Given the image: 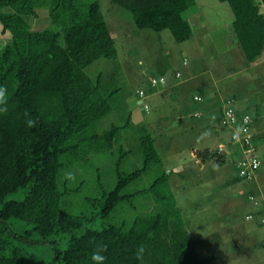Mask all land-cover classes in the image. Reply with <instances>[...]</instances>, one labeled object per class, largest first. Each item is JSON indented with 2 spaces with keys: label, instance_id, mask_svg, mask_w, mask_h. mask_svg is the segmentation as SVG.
<instances>
[{
  "label": "trees",
  "instance_id": "trees-1",
  "mask_svg": "<svg viewBox=\"0 0 264 264\" xmlns=\"http://www.w3.org/2000/svg\"><path fill=\"white\" fill-rule=\"evenodd\" d=\"M113 1L131 13L138 29L156 32L168 29L178 43L194 38L193 26L184 14L196 0ZM217 1L227 3L233 13L232 30L248 65L263 61V66L264 0ZM44 7L58 31L31 28L28 17H36L37 9ZM0 26L2 37L8 40L0 50V88L4 90L0 97V264H33L28 261L26 251L14 242L24 239L30 243L28 238L32 235L38 236L32 243L52 249L51 264H93L91 255L98 246H106L105 264L214 263L216 254L203 256L186 225L173 192L176 178L182 177L164 168L165 160L156 145L157 132L152 133L151 127L161 130L160 137L172 131L163 126V116L156 121L149 118L151 105L146 93L138 92L144 109L137 116L138 121L129 111L122 125L114 124L104 133L96 129L99 122L116 111L115 100L113 95L104 93L101 76L93 78L86 69L101 58L115 59L118 55L114 35L99 1L0 0ZM203 46L216 48L212 42ZM175 77H181L180 73ZM150 82L152 89H168L171 79L161 76L151 78ZM196 97L195 101H202ZM227 100L233 104L235 98ZM232 108L239 125L242 124L248 113L235 105ZM222 113L223 107L221 117ZM132 127L140 129L143 165L127 173L121 166L134 153L125 136ZM252 146V154L259 157L254 145H245L243 149ZM115 152L119 155L116 186L109 192L104 191L101 198L90 199V204L99 207V212L88 215L63 211L62 199L69 190L65 187L66 179L64 187L60 185V177L66 167L83 162L93 154ZM198 157L205 162L215 160L213 163L219 172L228 160L224 153L208 150ZM154 166H159L162 172L149 188L125 193ZM261 168L250 177L238 173L232 182L239 181L253 188L239 199L248 205L244 206L245 210L249 208L244 218L254 225L249 230H257L258 237L263 233L264 252V187L257 180ZM15 194H21L22 199H10ZM145 194L153 196L157 204L155 212L138 216L130 224L91 228L98 217L106 218L121 203L132 202ZM15 221L18 226L23 223L32 228L24 230L23 235L16 233L11 227ZM64 238L68 240L67 247L61 249Z\"/></svg>",
  "mask_w": 264,
  "mask_h": 264
},
{
  "label": "rangeland",
  "instance_id": "rangeland-1",
  "mask_svg": "<svg viewBox=\"0 0 264 264\" xmlns=\"http://www.w3.org/2000/svg\"><path fill=\"white\" fill-rule=\"evenodd\" d=\"M97 1L114 35L118 52L115 59L101 58L86 69L93 78L101 76L104 93L113 95L115 100L116 111L97 124V131L104 133L114 124L122 125L129 111L133 112L135 120L138 121L137 116L139 115V118L143 113L139 110L143 100L138 94L140 90L146 93V100L151 105L149 118L156 121L159 116H168L169 120H176L178 107L202 109L203 105H207L209 95L217 93V87L226 85L225 88L228 86L230 92H225L223 88L224 93L223 91L222 93L225 96H222L224 99L220 107H225L229 101L227 99L234 97L236 103L233 102L232 105H235V108L238 105L241 107V112L248 113L251 119V131L256 129L260 131L259 140L254 139L253 145L261 151L258 158L263 168L264 163L261 158L264 156V115L262 114L261 118L257 117L253 100L258 97L264 104V72L262 71L264 65L259 67L262 70L250 65L246 67L248 63L241 46L237 45L238 41L232 30L233 13L229 5L219 3L217 0H196L195 5L187 9L184 14L193 26L194 38L185 43H178L168 29L156 32L136 28L131 13L115 5L113 0ZM37 14L36 17L27 19L32 29L59 30L52 23L47 8L37 9ZM208 40L216 48H205L203 43ZM6 42L8 40L5 36L2 37L0 26V50ZM184 59L187 60V65H184ZM177 73H180L181 81L176 88L152 89L151 78L161 76L175 78ZM256 74H259L261 81L256 80L258 78ZM195 95H200L202 101H195ZM172 96H175V99L172 100ZM212 99L215 103L214 97ZM216 105L218 103L215 104L217 109ZM201 117L203 122H208L209 116L205 112ZM215 121H217L216 117ZM206 127L207 125L195 132L185 131L182 128L173 131L171 129L173 135L165 132L161 137V130L151 127L152 133L157 132L156 145L165 160V169L187 160L194 166H197L196 163L200 160L199 164L203 167L205 161L199 158L198 154L206 150L224 153L228 158L226 166L221 168V175L215 167L213 170H205L201 173L192 171L193 168L187 170L183 178L177 179L173 192L183 212L186 225L193 238L197 240L203 256L216 254V261L212 264H264V252L261 247L263 233L258 237L257 230H249L254 225L248 224L244 219L248 210L235 203L240 200L237 194L241 192L237 190L232 194L225 188L234 177L238 178V162L246 156L243 146L232 141L231 128L216 122H211L209 127ZM139 134V127L129 128L125 133L134 153L124 160L121 166L124 172L130 173L143 165ZM191 148L194 150L189 154ZM190 157H193V160ZM118 158V152L93 154L83 162L66 167L67 170H64L60 177V185L64 187L66 179L68 183L65 187L69 192L62 199V210L70 214L98 213L99 207H93L90 199L97 200L103 196L104 191L109 192L116 186ZM210 162L214 164L215 160ZM262 168L257 173L258 176ZM161 172L159 166L152 167L145 176L131 184L125 193L149 188ZM229 177V181L226 182ZM11 198L22 199V196L15 194ZM228 199L233 201H226ZM156 209L157 204L152 195H141L132 202L121 203L108 217H98L91 228L101 229L112 224H130L138 216L150 214ZM18 225L16 221L11 223V227L21 235L24 234V230L32 228L23 223ZM28 239L31 240L30 243L25 242L24 239L14 241L26 251L28 261L33 264H51L54 256L52 249L44 244L32 243L38 240L37 235H32ZM67 241V238L62 240L61 249L67 247Z\"/></svg>",
  "mask_w": 264,
  "mask_h": 264
},
{
  "label": "crops",
  "instance_id": "crops-1",
  "mask_svg": "<svg viewBox=\"0 0 264 264\" xmlns=\"http://www.w3.org/2000/svg\"><path fill=\"white\" fill-rule=\"evenodd\" d=\"M220 23L222 24L223 23V21H220ZM224 24V23H223ZM215 28V27H214ZM213 28V29H214ZM209 43H211V41L210 40H208V41H206V42H204V44L205 45H208ZM262 64H263V61L260 63V62H258V63H255L254 65H250V66H252V67H254V68H258V69H262V68H259V67H261L262 66ZM246 67H249V65L247 64V66ZM223 69H225V67L223 68ZM224 72V71H223ZM262 72V71H261ZM264 72V71H263ZM222 76H225V75H222ZM258 76V80H260V76H259V74H256V77ZM170 77V76H169ZM170 79H171V84H169V88H176L177 87V85L179 84V82L181 81L180 80V78H173V77H170ZM178 80V81H177ZM257 80V79H256ZM261 81V80H260ZM171 86V87H170ZM174 86V87H173ZM225 86L226 85H224L223 87L222 86H220V87H217V90H218V92L216 93V92H214L213 94H210L209 96H210V98H209V101H208V103H207V105L206 106H204L203 105V108L202 109H198V110H192L191 108H189V107H178L179 109H177V114H176V120H169V117L168 116H164V122H163V126L164 127H166V130L167 131H171V129H172V131L174 130V129H180V128H182L183 130H185V131H191V132H195V131H198V129H200V128H205V126L207 125V127H209V125L211 124V122H216V123H219L220 122V114H221V107H220V104L222 103V101H223V99L224 98H222V96L224 95L225 96V94H223L224 93V91L225 92H230L229 90H230V88L227 86L226 88H225ZM263 86H264V84H263ZM223 88H225V90L223 89ZM259 88H261L260 86H259ZM216 89V88H215ZM224 90V91H223ZM222 91H223V93H222ZM196 96H200V95H195L194 96V98L196 97ZM212 97H214V101H215V103L213 102V99H212ZM219 97H221V99L219 98ZM172 98V100L173 99H175V96H172L171 97ZM220 99V100H219ZM216 103H218V105H216L217 106V109L215 108V104ZM253 103L255 104V107H256V113H257V117H260L262 114L264 115V104H263V102H262V100H259L258 99V97L255 99V101H253ZM262 107V108H261ZM237 108L238 109H241V107L240 106H238L237 105ZM142 112H143V110L144 109H142V107H141V109H140ZM206 113L208 116H209V119H207L208 120V122L206 123V121L205 122H203L202 120H201V114H203V113ZM167 114L169 115V113L167 112ZM196 115H199V116H196ZM218 116V117H217ZM191 117H194V119H191ZM215 117L217 118V121H215ZM261 118V117H260ZM190 119L192 120V121H190ZM214 120V121H213ZM206 127V128H207ZM209 130V129H208ZM209 131H211V130H209ZM252 133H254V134H252V136L254 137V139L255 140H259V135H260V131H258L257 129L256 130H253V132ZM174 133H171V135H173ZM195 148V147H194ZM194 148H191V150H189L188 152H189V154L190 153H192L193 152V150H194ZM258 151H259V153H261V151L258 149ZM179 154V153H178ZM190 159H192L193 160V157L191 158L190 157ZM261 159H264V156H263V158H261ZM228 161V160H227ZM231 161H233V160H231ZM200 160H199V162L197 161V166H194V165H191L192 164V162L190 161H182V162H179V163H177V164H175V165H173L172 167H169L168 169H170V170H172V171H174V172H176L177 174H179L182 178L185 176V174H186V171L187 170H192L193 168H194V170H192V171H194V172H204L205 170H213L214 169V167H216V166H214V164H211V162L210 161H207V162H203L204 163V166L203 167H201L200 166ZM188 165H191V167H189ZM216 169V168H215ZM217 170V172L218 173H220V175H221V171L219 172V170L218 169H216ZM230 171H231V169H230ZM258 176V175H257ZM258 179V182H259V184H261V185H263V187H264V167L262 168V170H261V173H260V176H258L257 177ZM176 179H178V178H176ZM177 183V181H175V184ZM239 184V186H237ZM177 185V184H176ZM226 190L228 189L232 194L233 193H235L237 190H239V192H241V194H243L245 191H251V190H253V188H250V187H247V185L246 184H243L242 182H236V183H233V182H231L230 184H228L226 187ZM241 189V190H240ZM241 194H238V197H240V195ZM231 197H233V196H231ZM235 199H237V198H235ZM234 199V200H235ZM241 200V201H240ZM239 201H236L235 203H239L238 204V206H248L242 199H240ZM226 201H233V200H226ZM231 205H232V203H231ZM238 208V207H237ZM246 210H248L249 211V208L248 209H246ZM247 214V213H246ZM259 231V230H258ZM259 236H260V234H259Z\"/></svg>",
  "mask_w": 264,
  "mask_h": 264
},
{
  "label": "built area",
  "instance_id": "built-area-1",
  "mask_svg": "<svg viewBox=\"0 0 264 264\" xmlns=\"http://www.w3.org/2000/svg\"><path fill=\"white\" fill-rule=\"evenodd\" d=\"M197 100H201L200 97H196ZM232 101L229 100L225 107H223L222 117L220 118L223 126L231 128L232 132V141L239 143L243 146L252 144L253 145V136L251 134V119L250 117L244 116L242 124L239 125L237 121L236 112L232 108ZM222 150V147L220 148ZM254 147H250L248 150H245L246 156L238 162L239 174L241 176H253L255 170L261 166V161L258 157L254 156L252 153Z\"/></svg>",
  "mask_w": 264,
  "mask_h": 264
},
{
  "label": "clouds",
  "instance_id": "clouds-1",
  "mask_svg": "<svg viewBox=\"0 0 264 264\" xmlns=\"http://www.w3.org/2000/svg\"><path fill=\"white\" fill-rule=\"evenodd\" d=\"M4 90L0 88V97H3ZM32 121H29V124H31ZM252 133V131H251ZM106 251V246H98L91 255V261L93 264H105L107 257L104 255V252Z\"/></svg>",
  "mask_w": 264,
  "mask_h": 264
}]
</instances>
